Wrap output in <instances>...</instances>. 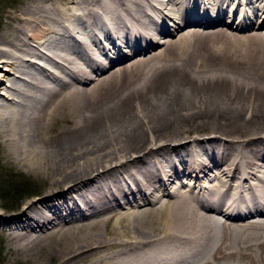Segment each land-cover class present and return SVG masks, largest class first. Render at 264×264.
Segmentation results:
<instances>
[{
    "label": "bare ground",
    "instance_id": "obj_1",
    "mask_svg": "<svg viewBox=\"0 0 264 264\" xmlns=\"http://www.w3.org/2000/svg\"><path fill=\"white\" fill-rule=\"evenodd\" d=\"M41 2L0 35V140L45 189L13 252L264 264V0Z\"/></svg>",
    "mask_w": 264,
    "mask_h": 264
},
{
    "label": "rangeland",
    "instance_id": "obj_2",
    "mask_svg": "<svg viewBox=\"0 0 264 264\" xmlns=\"http://www.w3.org/2000/svg\"><path fill=\"white\" fill-rule=\"evenodd\" d=\"M27 1L30 0H0V35L5 39H12L13 33L10 30L12 25L13 14L18 11ZM40 1V0H39ZM41 4L46 7H51L54 11L55 7L60 8L62 5H66L65 0H42ZM68 7V6H67ZM24 38V36L21 34ZM173 40V39H172ZM5 45V44H4ZM164 49V46L162 47ZM127 50L126 48H123ZM7 63V62H6ZM2 62L0 56V80L5 78L4 82H0V97L4 101L5 95L10 93H4L9 91L8 81L11 80L10 71L14 72V69L9 65ZM116 87H112L114 90ZM5 102V101H4ZM7 147L0 140V213L2 214H15L20 211L19 203L25 200L31 199L34 196H38L45 192L43 188L44 183L36 179V177L27 174L17 167L15 163L9 160L6 155ZM17 224L15 221L14 225ZM2 225L0 224V264H42L40 261L44 260V263L59 264L58 258H49L41 253L40 257H25L18 256L10 248L7 237L1 232ZM43 263V264H44Z\"/></svg>",
    "mask_w": 264,
    "mask_h": 264
}]
</instances>
